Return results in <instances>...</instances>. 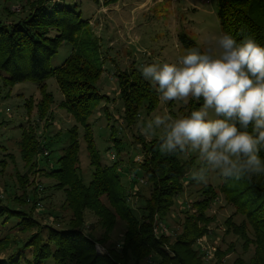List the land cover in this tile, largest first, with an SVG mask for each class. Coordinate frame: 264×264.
Segmentation results:
<instances>
[{
  "label": "trees",
  "instance_id": "16d2710c",
  "mask_svg": "<svg viewBox=\"0 0 264 264\" xmlns=\"http://www.w3.org/2000/svg\"><path fill=\"white\" fill-rule=\"evenodd\" d=\"M74 1L26 0L20 15L10 6L2 9L7 16L0 12V69L7 72L4 84L37 83L42 97L35 103L40 118H44L51 111L50 104L54 100L46 80L55 77L63 96L58 107L65 109L75 120L55 162L50 159L55 147L53 139L42 140L31 125L22 127L19 148L26 171L18 173L17 180L23 192L12 199L15 204L0 202V230L18 219L14 227L30 234L18 240L9 234L0 236V264H45L50 259L55 264H141L149 258H154L155 264H210L203 259L195 243L197 238L209 232L213 222L208 212L218 198L213 184H205L200 189L202 197L185 210L182 229L173 239L170 235L158 236L154 231L159 219L165 220L185 190V176L193 165V158L182 157L186 148L162 152L163 134L151 139L138 135L143 152L138 163L143 176L139 180L132 176V180L150 186L148 196L141 194L140 212H136L130 203L129 191L116 167L119 160L111 165L103 162L89 118L103 100H109L96 85L104 68L95 44L81 38L88 21L83 19L82 11ZM93 1L99 3V0ZM114 1L117 0H109ZM218 4V18L224 33L232 35L238 42L251 38L264 45V0H218ZM179 39L186 50L202 48L188 34H180ZM64 42L80 45L62 64L52 67L51 59ZM117 83L123 104L122 117L128 126L139 120L142 110L150 114L157 108L161 99L159 94L135 65L117 73ZM201 104L202 100L190 98L184 115ZM25 106L31 115L33 103L27 101ZM80 126L84 128L83 139L92 167L89 182H85L81 174ZM115 139L119 150L117 142L120 138ZM119 153L116 156L119 157ZM260 154L264 156V147ZM5 155L12 156L9 152ZM5 162V159L0 161ZM210 172L211 167L205 159L197 165V178L204 179ZM37 174L53 179L56 182L52 187L65 192L60 207L63 212L70 211L69 216L56 214L52 217L55 220L68 218L65 227L41 224L36 219L34 211L43 207L40 194L45 190V186L36 184L32 176ZM220 190L226 202L235 207L233 215L243 217L240 224L233 215L226 219L228 233L233 232L243 239L245 248L255 246L249 260L238 256L232 264H264V174L222 175ZM104 197L109 204L104 202ZM87 211L98 218L103 229L98 238L84 230ZM118 217L126 222L120 248L114 243L105 254H100L97 243H106L110 239ZM44 229L48 231L46 236ZM14 243L17 244L15 248ZM28 252L30 257H26ZM228 253L229 249L219 247L215 264H222Z\"/></svg>",
  "mask_w": 264,
  "mask_h": 264
},
{
  "label": "rangeland",
  "instance_id": "374dc122",
  "mask_svg": "<svg viewBox=\"0 0 264 264\" xmlns=\"http://www.w3.org/2000/svg\"><path fill=\"white\" fill-rule=\"evenodd\" d=\"M74 3H77L78 10L82 11L83 19L88 21L81 38L94 43L101 56L104 71L96 85L101 93L109 97V100L106 99L100 103L89 118L91 129L103 162L111 165L115 160H119L116 167L120 170L123 182L129 191L130 203L136 212H140V206L143 205L141 194L148 196L150 186L148 183L132 180L133 177L139 180L143 176L138 163L143 158L138 135H143L146 139L162 135V127L160 130L155 129V126L149 129L147 125L153 122L156 115L166 114L172 119L183 116L186 112L185 106L191 97L186 100L168 102L160 99L154 111L147 114L145 110H142L139 120L128 126L122 117L123 104L119 96L117 73L130 69L133 65L141 69L147 64L177 62L187 51L180 42V34H188L203 47L207 34L224 33L218 18V0H117L114 2L99 0V3L93 0H75ZM4 6H10L17 11V15H20L26 6V0H0V12L5 17L7 15L2 10ZM76 45L77 43L64 42L51 59V66L56 67L62 64L74 49H78L80 44ZM6 75L7 72L0 69V146H5L0 147V161L2 159L6 161L0 163V202L11 204L14 202L12 199L23 192L17 180L18 173L26 171L25 161L21 158L19 148L22 127L27 128L31 125L42 140L53 139L52 144L55 147L50 159L55 162L67 139V131L75 124V120L65 109L58 107V102L63 96L55 77L46 80L47 89L54 96L50 104L51 111H48L46 117L40 118L35 101H39L42 96L37 83L25 81L15 85H5L3 79ZM27 101L34 105L31 115L25 106ZM83 133L84 128L80 126L81 174L85 182H89L92 177V167ZM115 138H120L117 142L120 145V151L116 146ZM5 152L11 153L12 156L5 155ZM117 152H120L119 157L116 156ZM182 157L187 160L193 158V165L189 167L185 176V190L179 195L165 220L159 219L157 222H163L166 225L165 233L161 232L157 235H170L173 239L182 229L185 210L191 208L192 202L202 197L200 189L205 184L211 183L218 191V198L208 210L210 216L213 217V222L209 226V232L204 235L205 244L215 246L217 249L219 247L223 250L229 249L222 264H232L238 256L249 260L254 255L255 246L250 245L245 248L243 239L227 231L226 219L234 214L235 207L226 202L220 190L221 172L210 165L209 176L199 179L197 178V165L204 160L199 151L186 147V152ZM42 162L46 163L45 160ZM32 176L35 177L36 184L45 186L44 192L40 194L43 197V207L34 211L36 219L41 224L57 228L65 227L68 218H56V220L52 218L56 214L69 216L70 211L63 212L60 207L65 199V192L52 187L56 182L53 179L39 174ZM103 200L109 204L105 197ZM233 217L239 224L243 218L241 215H233ZM17 222L18 219H13L4 229L0 230V236L9 234L17 240L25 239L30 232H23L14 227ZM125 229L126 222L118 217L110 239L106 243H97L98 252L105 254L109 246L114 243L119 247ZM84 230L96 238L103 233L98 218L91 211L86 212ZM43 233L46 236L47 229H44ZM27 256L30 257V252L26 254ZM215 262L214 258L210 264H215ZM45 264L55 263L53 259H50ZM141 264H155V261L154 258H149Z\"/></svg>",
  "mask_w": 264,
  "mask_h": 264
},
{
  "label": "clouds",
  "instance_id": "9594fccd",
  "mask_svg": "<svg viewBox=\"0 0 264 264\" xmlns=\"http://www.w3.org/2000/svg\"><path fill=\"white\" fill-rule=\"evenodd\" d=\"M143 78L165 101H201L178 118L156 115L149 129H163L162 152L196 149L225 177L264 174V45L209 33L202 48L177 62L147 64Z\"/></svg>",
  "mask_w": 264,
  "mask_h": 264
},
{
  "label": "built area",
  "instance_id": "2783aa9c",
  "mask_svg": "<svg viewBox=\"0 0 264 264\" xmlns=\"http://www.w3.org/2000/svg\"><path fill=\"white\" fill-rule=\"evenodd\" d=\"M165 230H166V225L163 224V222L156 224V226H155V233L156 234H159L161 232L165 233ZM205 238H206L205 236L198 238L196 243H195V246L203 254V259L207 263H210L215 258L217 248L215 246L206 245L205 244Z\"/></svg>",
  "mask_w": 264,
  "mask_h": 264
}]
</instances>
